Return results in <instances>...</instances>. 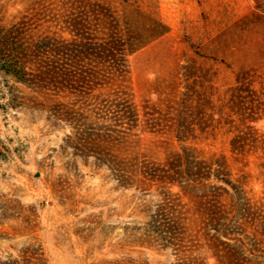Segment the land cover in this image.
<instances>
[{
  "label": "rangeland",
  "instance_id": "1",
  "mask_svg": "<svg viewBox=\"0 0 264 264\" xmlns=\"http://www.w3.org/2000/svg\"><path fill=\"white\" fill-rule=\"evenodd\" d=\"M68 1L0 0V28L42 4L56 21L41 20L37 28L57 31L53 27L63 13L59 7ZM88 1L108 21L117 20L140 46L127 57L123 83L136 104L148 101L164 109L183 91V68L193 74L189 81H197L196 90L209 95L205 116L196 123H220L223 129L213 139L188 145L203 156L225 155L228 222L232 227L237 203L244 250H254L257 263L264 264V0ZM89 26L95 35L99 21L91 20ZM33 96L0 72V105L28 103ZM110 124L78 130L109 136L93 145L85 135L75 140L81 138H74L75 129L54 125L44 111L0 108V264H213L206 250H197L200 242L189 236L187 224L182 253L162 248L146 231L160 192L175 194L176 187L122 188L98 162L99 156L112 160L120 155L160 163L180 144L167 135L143 133L119 152ZM180 201L187 203L182 196Z\"/></svg>",
  "mask_w": 264,
  "mask_h": 264
},
{
  "label": "trees",
  "instance_id": "2",
  "mask_svg": "<svg viewBox=\"0 0 264 264\" xmlns=\"http://www.w3.org/2000/svg\"><path fill=\"white\" fill-rule=\"evenodd\" d=\"M47 9L42 4L31 7L17 22L0 28V72L34 95L28 103L14 104L9 100L0 108L44 111L54 125L63 124L75 129L74 138L81 137L75 140H81L85 135L78 132L81 127L109 122L113 128V147L119 152L139 134L174 138L180 144L179 150L168 154L160 163L120 155L112 160L99 156L98 162L109 168L119 187L178 189L175 194L160 192L159 204L146 223L147 233L162 248L182 253L180 243L187 224L189 236L200 242L196 244L197 250H206L213 264H258L254 250L247 253L239 238L237 203L231 210L232 227L228 222L225 201L229 193L225 186L229 182L225 155L203 156L196 147L188 145L189 142L213 139L216 131L223 129L220 123L218 127L196 123L205 116L204 102L208 101L209 95L196 90L197 81H189L193 74L183 68V91L174 94L164 109L148 101L138 105L123 90V83L128 73L127 57L140 46H135L119 22L108 21L95 3L72 0L59 7L63 13L55 24L57 27H53L57 31L50 30L51 26L41 31L37 28L41 24L37 22L56 21L49 19L52 17L48 16ZM91 20L99 21L95 35L89 26ZM64 33L67 38H62ZM85 60H92L93 64ZM178 86L174 82L172 89L176 90ZM38 98L42 100L37 102ZM64 98L71 102L57 100ZM65 138L69 140L71 136ZM107 138L106 134H86L84 140L94 145L95 142H106ZM100 152L103 151L100 149ZM181 196L187 203H181ZM233 196L237 201L239 192L234 190ZM230 235L237 237L230 238Z\"/></svg>",
  "mask_w": 264,
  "mask_h": 264
}]
</instances>
